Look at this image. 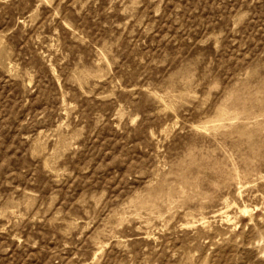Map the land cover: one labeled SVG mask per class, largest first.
I'll list each match as a JSON object with an SVG mask.
<instances>
[{
    "label": "rangeland",
    "instance_id": "rangeland-1",
    "mask_svg": "<svg viewBox=\"0 0 264 264\" xmlns=\"http://www.w3.org/2000/svg\"><path fill=\"white\" fill-rule=\"evenodd\" d=\"M0 264H264V0H0Z\"/></svg>",
    "mask_w": 264,
    "mask_h": 264
}]
</instances>
